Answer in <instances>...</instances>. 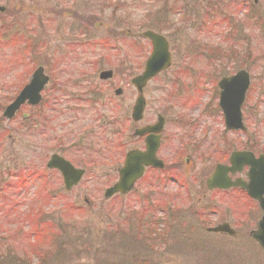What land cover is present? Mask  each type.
<instances>
[{
	"label": "rangeland",
	"instance_id": "1",
	"mask_svg": "<svg viewBox=\"0 0 264 264\" xmlns=\"http://www.w3.org/2000/svg\"><path fill=\"white\" fill-rule=\"evenodd\" d=\"M7 1L0 0V5ZM10 3L0 22L2 39L8 41L0 47V169L13 173L29 164L35 176L26 185L27 199L10 211L13 214L7 220L0 211V264H264V251L249 237L261 214L255 203L246 198L237 202L236 192L208 191L204 198L196 192L199 180L216 162L226 163L231 151L264 153V0L256 4L249 0ZM239 8L244 16L237 12ZM221 12L230 15L228 26ZM147 28L167 37L172 64L145 87L146 108L142 120L135 123L130 120L136 97L130 79L142 70L150 51L149 42L139 35ZM126 29L132 36H110ZM93 38L106 43L94 45ZM80 39L88 42L83 52L78 47L66 54ZM129 41H136L134 47ZM25 45H32L27 53L22 51ZM63 55L66 59L60 61ZM72 56L79 61L68 63ZM37 65L44 67L50 81L34 110L36 115L32 121H23L21 114L32 111L23 106L7 122L3 109ZM241 68L251 80L242 106L245 130L224 133L216 84L220 77ZM103 69H113L112 79H98ZM117 88L122 89L121 96L114 95ZM111 105L117 111L116 121L108 118ZM100 107L107 109L102 113L106 116L100 115ZM42 114L47 122L40 121ZM158 114L165 119L158 157L165 165L181 159L183 169L147 172L130 194L105 200L103 191L117 179L115 169L125 152L142 146L130 134L134 137L135 128L155 123ZM42 123L47 129L31 137L32 126ZM52 153L86 171L68 193L59 173L45 167ZM187 156L196 163L193 172L191 164L184 163ZM155 176L164 182L167 176H175L192 192L175 182L150 183L148 178ZM154 205L163 209L168 225L167 233L157 228L160 234L155 236L148 235L147 226L157 223L150 209ZM32 208L44 217H25ZM45 216L48 219L42 221ZM18 218L27 228L23 233L18 231ZM223 221L236 232L232 237L206 231ZM137 225L145 226L144 232L137 231ZM32 231L43 238L36 243L28 236ZM24 239L34 245L31 250L22 249ZM70 243L75 247L66 245Z\"/></svg>",
	"mask_w": 264,
	"mask_h": 264
},
{
	"label": "water",
	"instance_id": "2",
	"mask_svg": "<svg viewBox=\"0 0 264 264\" xmlns=\"http://www.w3.org/2000/svg\"><path fill=\"white\" fill-rule=\"evenodd\" d=\"M256 1V0H254ZM143 37L147 38L152 45L151 53L146 59L144 69L141 74L136 75L131 79V84L136 88L138 96L135 99L132 107L131 118L133 121H138L142 118V113L145 106V100L142 95V90L146 83L156 74L165 70L170 65V53L166 39L152 31L143 32ZM112 76L111 70L101 71L100 79H109ZM47 78L42 73V68L38 67L32 74L29 83H27L14 100L5 108L3 116L10 119L22 104L27 102L30 105H36L40 101V91L42 90ZM249 76L245 70H240L230 77H224L219 80L218 87L220 88L218 105L223 112L224 124L226 130L244 129L241 117V106L244 101L245 93L249 86ZM121 89H116L115 94L119 95ZM163 125V119L158 116L157 122L154 125L146 126L138 129L136 134L142 135L144 132L157 133ZM145 151H130L126 154L123 165L118 169V180L110 187L104 190V197L109 198L115 193H127L134 182L143 174L144 167H162V162L155 157V152L159 145L158 135H149L145 139ZM230 166L216 165L213 173L208 177L206 183L209 188L212 187H229L240 186L247 194L255 199L261 210L262 216L257 223L255 230L250 232V236L264 249V155L260 154L257 158L248 151H234L229 156ZM240 165L249 167L246 176L247 182L228 181L226 173L234 169H238ZM47 167L55 168L62 174L65 187L69 189L75 184L83 171L75 169L72 165L62 157L53 154L48 160ZM223 180L225 184H217L218 180ZM213 232H227L233 234V231L227 224L219 225L215 228H209Z\"/></svg>",
	"mask_w": 264,
	"mask_h": 264
},
{
	"label": "flooded vegetation",
	"instance_id": "3",
	"mask_svg": "<svg viewBox=\"0 0 264 264\" xmlns=\"http://www.w3.org/2000/svg\"><path fill=\"white\" fill-rule=\"evenodd\" d=\"M221 3H223V4H225V5H227V2H221ZM10 0H8L6 3H4V4H2V5H0V22H2V16H4V15H6L5 13L7 12V10H9V6H10ZM243 4V3H242ZM245 4V3H244ZM243 4V5H244ZM238 7H240V2L238 3V5H237ZM2 9V10H1ZM8 12H10V11H8ZM12 13L14 12V11H11ZM237 12L238 13H242V16H244V10H243V8H242V10L239 8V9H237ZM225 14H227V16H224V14L223 13H221V15H220V17H221V20L222 21H224L226 24H227V26L229 25V21H230V18H229V14H228V12H226ZM214 16H216V15H218V14H213ZM183 21V20H182ZM181 21V22H182ZM128 31H129V29H126L125 31H121V32H123L124 34H127L126 36H128ZM0 32H1V30H0ZM82 35H85L84 33H82ZM82 42H85V40H82ZM97 44H99V42H97L96 43V45ZM61 60L60 61H64L66 58H64V57H61L60 58ZM72 59H75V58H72ZM229 75H231V74H229ZM229 75H225V76H229ZM49 76V75H48ZM49 80H50V77H49ZM147 125H149V123H147V124H144V125H142V126H140V127H138V128H141V127H144V126H147ZM138 128H135V130L136 129H138ZM163 129L164 128H162L161 129V131H160V133H159V136H160V146H161V143H162V141H163V136H162V134H163ZM223 132L224 133H226L224 130H223ZM148 134H150V133H146L145 135H143V136H141V137H132L131 136V138L132 139H136V140H141V142H142V146H140V147H138V146H136V148H134L133 147V149H143L144 150V147H145V142H144V139L147 137V135ZM131 139V140H132ZM128 143V142H127ZM160 146H159V148H158V151H157V157L159 156L158 155V152H159V150H160ZM230 154V153H229ZM229 154H228V156H229ZM159 158V157H158ZM161 159V158H160ZM162 161H163V159H161ZM163 163H164V161H163ZM184 163L186 164V165H189V164H191L190 165V169H191V172H193L192 170H194L195 169V167H196V163H195V161H194V159L192 158H189L188 156L187 157H185V159H184ZM218 164H228V157H227V162L226 163H224V162H216L215 164H214V166H213V168L211 169V171H210V173L209 174H207V176L205 177V179L203 180V179H201V180H199V182H198V186H199V190H197L196 192L197 193H201V196L204 198L205 196H206V192L208 193V191L210 192V191H213V192H218V193H224V194H226V193H231V192H236V201L237 202H239L240 200H244L245 199V192L242 190V189H240L239 187L238 188H235L234 186L233 187H230V188H219V187H216V188H213V189H209L208 187H207V184H206V180H207V178L211 175V173L213 172V170L215 169V167H216V165H218ZM165 166H167V169L165 170ZM183 164H182V160L181 159H179V160H177V161H174V162H172V163H170L169 165H165L164 164V166H163V168L162 169H154V168H150V167H148V168H145V170H144V176L143 177H145V174L147 173V172H156V173H160V172H165V171H169V170H172V171H175V170H181V169H183ZM175 169V170H174ZM244 171H245V168H244V165H240V166H238V169H234L233 170V172L232 171H229V173L227 174V176H228V178H230V182H232V181H235L236 179H241V180H243L244 179V176H245V174H244ZM142 177V178H143ZM174 177L175 176H167L166 177V179H168V181L165 183L164 182V180H162V179H160V178H157V176H155L153 179L152 178H148L149 179V182L150 183H154V184H158V182H160L161 181V183H162V185H164V183L165 184H168V182H170V183H172V182H175V183H177V186H179L180 185V187L184 190V191H190L191 189H187L186 188V185H185V183H178V179L177 180H175L174 179ZM145 179V178H144ZM229 181V180H228ZM190 183H191V185H192V183L193 182H191L190 181ZM190 183L188 184V185H190ZM226 182L225 181H223V180H218L217 181V184H225ZM232 186V185H231ZM191 192H192V190H191ZM202 192H204V193H202ZM240 198V199H239ZM237 199H239V201L237 200ZM224 223H228L227 221H223ZM222 223V222H221ZM224 234H226V233H222L221 235H224Z\"/></svg>",
	"mask_w": 264,
	"mask_h": 264
},
{
	"label": "trees",
	"instance_id": "4",
	"mask_svg": "<svg viewBox=\"0 0 264 264\" xmlns=\"http://www.w3.org/2000/svg\"><path fill=\"white\" fill-rule=\"evenodd\" d=\"M5 36H4V32H0V38L2 39V38H4ZM3 40V39H2ZM5 42H7V40L5 39L4 40ZM31 48H32V45H25L24 47H23V52H26L27 53V51H29V50H31ZM70 72V74H73L74 72H73V70H71V71H69ZM99 104H101V103H99ZM102 105H104V104H102ZM101 105V106H102ZM111 107H112V109H113V112H112V114L111 115H108V118L109 117H114V121H116V114H117V111L115 110V108H114V105H111ZM107 109H105V107H100L99 109H98V111L100 112V115H102V116H106V115H104V114H102V113H107V111H106ZM32 121L33 120V115H30V117L27 119V120H25L26 122H28V121ZM40 121H42V122H47L46 121V114H42V118H41V120ZM42 128V129H41ZM47 129V125H45L44 123H42V124H40L39 126H35V124H34V126H32V128H31V130H32V133L30 134V136L31 137H37V135H41L43 132H44V130H46ZM79 144V143H78ZM90 149H92L91 148V146L89 147V148H84V150H85V153L86 152H88ZM96 152V151H95ZM7 170V169H6ZM23 170V168L22 169H16V171L18 172H20L21 173V171ZM8 171H10L9 169L6 171V172H8ZM11 172V171H10ZM9 183H11L10 181H8V180H5V181H2V185H7V184H9ZM19 187H21V185L18 183V188ZM150 209H151V212H153L152 214L156 217V215L155 214H157V212H158V210L160 209V208H158V207H155V206H152V207H150ZM163 210V209H162ZM33 211V210H32ZM128 210L127 209H124V212H127ZM38 213H40L39 215H41V212H38ZM38 215V214H37ZM37 215H33V217L35 218ZM43 217H44V215H43ZM153 217V216H152ZM165 217H166V214H164L163 213V215H161V216H159V218L157 219V223L155 224V225H148L147 224V226H148V231L150 232V233H148V235H156V234H160L159 232H157L156 231V229L157 228H159L161 231H163L164 230V232L165 233H167L168 232V228L166 227V226H168L167 225V223L165 222ZM157 218V217H156ZM154 220H155V218H154ZM22 221V220H21ZM42 221H46V218H44ZM137 226H139L138 227V229H137V231H142V232H144V227L145 226H143V225H137ZM158 226H161L163 229H161L160 227H158ZM46 227V225H44V228ZM164 227H166L165 229H164ZM140 228H142V230H140ZM120 231V230H119ZM133 232H134V230H133ZM163 232V233H164ZM20 233V232H19ZM25 233H27V232H25ZM164 233V234H165ZM23 235V234H22ZM21 235V236H22ZM130 235V234H129ZM28 236H30L29 238H31V239H33V240H36L35 242H37L38 240H39V237H34V236H37V234L34 232V231H32V232H29V235ZM28 236H26V237H28ZM34 237V238H33ZM155 239V238H154ZM153 239V240H154ZM33 240H32V242H33ZM24 243H29V245H28V248L29 247H31V243L28 241V240H26V239H24ZM82 245H83V243H81ZM62 245V244H61ZM66 245H68V246H71L72 247V244L70 243V244H66ZM63 246H64V244H63ZM65 247V246H64ZM31 255H33V252H29ZM28 258V257H27ZM80 258V257H79ZM92 260L94 261L95 260V257L93 256V258H92Z\"/></svg>",
	"mask_w": 264,
	"mask_h": 264
}]
</instances>
